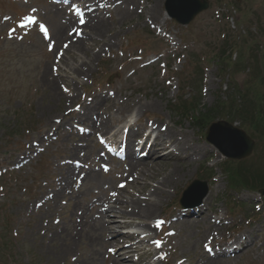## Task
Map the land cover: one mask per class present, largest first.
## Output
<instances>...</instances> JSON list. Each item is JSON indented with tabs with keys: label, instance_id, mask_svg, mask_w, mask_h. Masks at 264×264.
<instances>
[{
	"label": "rangeland",
	"instance_id": "rangeland-1",
	"mask_svg": "<svg viewBox=\"0 0 264 264\" xmlns=\"http://www.w3.org/2000/svg\"><path fill=\"white\" fill-rule=\"evenodd\" d=\"M122 1L124 0H120V2ZM163 1L133 0L132 3H135L136 7H141L142 11L153 14V16L148 15L160 22L164 14ZM227 1L229 0H217V4L224 10H230L232 9L231 7H224ZM247 3L246 6L253 4L255 7L257 5L261 7L263 5L264 8V0H247ZM121 4L122 8H125V4L123 2ZM233 6L238 11L240 9L245 10L242 7ZM119 8L114 9V16L111 19L105 17L107 28L106 31L101 30V36L90 35L92 30L90 24L93 22L90 23L83 28V40L80 39L78 42L70 43L66 49H63L58 61L56 60L58 55L53 59V55L50 54L48 63L45 62L41 43L31 45L27 42L15 43L14 41H4L0 38V166H6L16 161L20 155L23 156L21 159H28L27 156L31 155V153L28 154V143L31 140H37L39 136L47 137L48 132H52L59 119L62 116H67L64 113L67 108H70L68 107L69 100L67 94L63 93L62 88H60L61 83H64V86L71 90L75 89L78 91L76 96L83 93V90L87 95L93 91V89H90V80L104 83V70H108L110 67L109 58H112L113 54H117L118 50H120V45H124L125 41H128V44L134 49L141 46L140 48H144L148 54H156V52L165 48V43L158 40L153 31L146 25L144 15L137 14L136 10H133L130 13V17H125V15L121 17L124 11ZM245 13L243 12V15ZM118 15L121 19H118ZM212 17V12L199 15L191 24V39L200 43L201 46L205 42L209 43L206 38V31L209 30L211 32L213 30V27H211V23H214ZM164 23H168V19ZM64 28L65 30L61 37L65 36V32L68 29ZM172 28H174V34L185 30L184 28L178 30L179 27L175 25ZM61 37H59L58 41H61ZM172 39L174 42L176 41V39ZM202 51L203 48L194 51L198 53H194L193 49L186 51L185 55H187L189 63L186 65L188 67L182 73V77L178 76L180 77L178 89L174 88L173 83L172 85H165L164 79L158 78L157 73L162 65V62L158 60L157 65L156 63L151 64L146 67V70L137 72L136 78L142 79L146 83H141L142 80H140L137 84L138 87L134 91L127 92L126 95L123 94L121 100L124 101V106L133 107L135 110L138 105H143L144 109L142 111L144 114H150L143 118V121L151 118L155 124L163 123L171 133H176L174 136L176 140L181 141L186 138L189 144H196L199 147L204 146V141H202L204 135L203 126H207L215 120L224 119L231 123H238L239 127L247 131L252 139L255 140L254 151L245 160L227 161L225 169L227 168L233 172L234 178L238 176L236 181L238 184L242 183L245 188L238 184L233 186L229 183L237 188L229 190L231 188L228 184L229 180L227 181L226 174L222 173L225 160H222L216 152H213L212 157L206 156L203 159L193 160V162L189 163L169 161L167 163L158 162L159 165L148 164L146 167L141 166L138 168L141 171L137 173L138 178L135 179L134 182L136 184L134 186L147 185L146 195L152 190L151 185L160 187L163 184L165 186L161 187L164 188V194L157 198L158 201L157 203L155 202L156 205L154 203L152 213H147L144 217L153 219L165 214L171 206H174L172 202L175 197H178V193L183 190L184 186L195 178H199L207 182L210 193H212L211 206H215L216 209L219 207L224 208L225 219H228L229 215H231L232 220H235L234 223L224 221L225 224L221 223L222 225L218 227H212L211 234L214 235L219 231L225 233V230H228L229 227L233 228L234 225L242 226L243 231L254 230L255 233L258 232L256 228H260L264 234V202L260 205L261 200L254 199L258 198L255 195L256 192L247 190L249 187H264V127L255 125L251 117L246 116V120L240 118L236 112L234 113L233 108H230L231 100H227L225 96V90L227 89L225 84H223L224 80H220L222 76H220L219 66L212 61L211 56L213 54L207 55L211 50L206 54L203 52L201 55L200 60L203 63L204 70L199 66H193L194 63H198V57ZM149 57L154 58L152 55ZM81 58L85 59V63L79 65ZM167 60L172 62L173 58L167 57ZM72 64L73 66H78V71L71 69ZM176 64L181 69L179 62ZM53 65H55L54 69H58V72L61 73L60 76H63L65 80H59ZM44 70L46 72L45 80L49 84L42 81V74H44L42 71ZM114 71L117 72L115 69ZM202 72H204L206 79L202 76ZM235 75L237 86L241 88L244 85L243 81L246 74L244 73L243 75L242 72H239ZM202 77L205 80L203 91H201V86L203 85ZM169 81L174 82L172 78ZM51 83H54V88L49 87ZM178 96L182 100L180 104L184 103L181 106L174 103ZM76 100H81L80 96L76 97ZM198 119L201 120L200 125H194V122H197L196 120ZM158 127L160 128V126ZM165 131V134H167V130ZM66 140L64 136L59 138L60 142L52 143L49 149L39 158L40 160L33 159L30 166H23L18 171H10L1 180L0 183L4 186L2 192L5 195L0 197V206L6 211L3 212V216H0V264L102 263L101 260L91 262L92 258L89 259L90 255L95 256L94 253H97L100 247H92L88 240L83 237L75 241L71 240L72 238L69 236L63 235L66 237L64 238L61 234L54 235L51 231L53 222L56 220L55 215L44 218L46 213L43 210L47 203L44 202L43 204V201L49 191L47 185H43L45 181L41 180V178L43 176L50 178L52 173H57L58 168L53 163H58V160L59 162L62 161L63 157L57 153L65 154ZM189 144L188 146H190ZM25 145L26 147L24 148ZM220 162L224 164L219 167ZM46 164L50 166L45 167ZM43 168L47 172L50 170V172L43 174L40 172L31 173L30 170L39 171L43 170ZM175 169L178 171H174ZM15 172L21 173L16 175ZM211 176H214V184L208 181ZM35 184L40 186L33 187ZM38 189L43 192H39ZM238 192L241 193L242 199H238L239 197L236 195ZM252 192H254V195H252ZM24 193L26 198L21 201ZM17 196L20 198V201L17 202V208H12L8 211L9 205L12 204V199L17 200ZM227 197L234 202H232L233 208L231 210L229 205L225 203ZM122 199L128 201L126 194L125 198ZM244 200H247V202ZM252 200L256 203L254 207L248 204ZM57 205H59L58 202ZM40 206L42 207L41 209ZM257 206L259 211L255 209ZM115 210L117 212L115 220L118 225L114 228L116 231L123 229L121 216L124 217L123 219L129 220V225L127 226L135 225V223L131 222L143 221L142 218L144 217L139 215V212L136 213L138 215L128 216V213H123L121 208ZM246 211L248 212V217L245 214ZM61 213L64 218L68 215V212L66 214ZM241 213L244 215L243 217L240 215ZM5 214L9 216V219L5 218ZM248 218L250 219L247 223L245 220ZM48 224L49 226L47 227ZM6 227L12 238L8 235L5 236L3 230ZM59 227H62L61 224ZM124 228H127L126 225ZM205 231H200L199 235H197L199 237L195 236L199 242L205 239L204 237L207 235ZM105 236L106 234H103V237ZM179 241L184 246L188 240L182 235L177 238L176 243ZM190 242L195 243L193 240ZM196 245L197 247L199 246V244ZM3 247L6 250L2 249ZM197 247L194 249L192 246L190 247L192 252L189 255L194 256V258H198ZM3 253H9V257L2 258ZM13 254L19 257L22 262L13 257ZM233 261L234 263L230 262L229 264H264V243L261 245L260 242L257 243L255 241L249 251L242 254L237 260L233 258ZM108 262L106 260L105 264Z\"/></svg>",
	"mask_w": 264,
	"mask_h": 264
},
{
	"label": "bare ground",
	"instance_id": "bare-ground-1",
	"mask_svg": "<svg viewBox=\"0 0 264 264\" xmlns=\"http://www.w3.org/2000/svg\"><path fill=\"white\" fill-rule=\"evenodd\" d=\"M132 2H133V0H124L123 1V4H125L127 7H129V6H132L133 7L135 4H133ZM120 9L124 11L122 13V15H121V13H119V15H121V17L124 16V15H125V17H130V13L131 12H129V9L121 8V7H120ZM145 13L148 14V12H145ZM149 14H151V13H149ZM119 15H118V17H120ZM151 15L153 16V14H151ZM165 16H166V14H165ZM121 17L118 18V19H121ZM165 20H166V17L163 16L162 21H165ZM91 27H92V30H91V35L92 36H101V32H102L101 30H105L106 31V28H107L106 27L105 20H103L102 18L100 20L94 22L93 25H91ZM59 28H61V26L60 27L59 26L56 27V32H58L60 30ZM77 46H79V44H77ZM80 60L81 61H80L79 65H81L82 63H85V59L84 58H81ZM71 69H74V71L75 70L78 71V66L77 65H74L73 66V64H72L71 65ZM42 72L44 73V74H42V76H43L42 77V81L45 82L46 84H49L45 80V73H46L45 70L42 71ZM49 87L54 88V83H51L49 85ZM146 107H148V106H146ZM143 109H144V106L143 105H138V107H137L136 110L142 111ZM100 126H101V130L102 131H104L106 129V123L104 121L101 122V125ZM167 132L171 133L170 130H168ZM173 135L174 134L171 133V136H173ZM175 143H176V147L178 149H182V148L183 149H189L190 148L189 146H187L188 145V142H187V139L186 138L182 139L181 141H177L176 140ZM74 151H75V148L72 149L71 152H74ZM198 154L199 153L196 152L195 155H198ZM191 157L182 156V157H180V159H182L184 162L189 163V162H192L193 160L196 159V158L191 159ZM172 159H174L176 161L177 158H174V157H172V158L161 157L160 159H158V161H159V163H161V162L167 163V162H169V160H172ZM179 161H181V160H179ZM151 165H159V164H158V162L154 161ZM174 171H178V170L175 169ZM162 186L165 187L163 184L160 185V187L154 186L153 191L149 194V197L153 198V200L150 201L149 203L147 202L148 205H147L146 208H142V206L138 207L139 213L141 215L145 216L147 213H150V214L152 213V209H153L152 207H154V203L155 202L157 203V201H158L157 198L158 197H161L164 194V188H161ZM144 188H145L144 185H142L141 186V189L143 190ZM131 200H132V202L135 205H138V201L137 200H133V199H131ZM204 202H205V200H204ZM156 203H155V205H156ZM209 204H210V200H207L206 205L207 206H210ZM106 217H107V215H106ZM222 217L223 216L220 215V214L217 215V217L215 218V220H213L214 226L218 225V223L222 221ZM71 219H72V217L67 222H64V223L61 222L62 228H61V230H60L59 233L58 232H56V233L61 234L62 236L65 235L66 237L69 236L70 238H72L71 240H75V241H77L80 237L86 238L89 241H94V240L98 239V236L95 237V235L97 233H102L101 232L102 230L106 231L109 226H111L110 229H112L115 226H117V225L114 224L115 221H113V219H111L110 221H107V225L106 226H104L102 224H99L97 227H94V226H93V228L92 227H89L91 230H89L88 232L87 231L85 232V231H82L81 230V229H83V226L82 225H84L85 227H88V225L90 223H95L96 222V218H93V216H92L90 218V223H86L85 221H84V223H82V222L79 223L78 221L76 223V222L72 221ZM207 221H211V219H207V220L204 219V220H202V222H204V223L207 222ZM56 223H58V222H56ZM58 228H59V226H56V228H54L53 231L55 232ZM186 228H188V227H186ZM186 230H187V232H189V230L192 231L193 229L190 227V228H188ZM195 234H197V233H195ZM249 236H251V235L249 234ZM66 237H64V238H66ZM252 243H253V241H251V243L249 244V246H251Z\"/></svg>",
	"mask_w": 264,
	"mask_h": 264
},
{
	"label": "water",
	"instance_id": "water-1",
	"mask_svg": "<svg viewBox=\"0 0 264 264\" xmlns=\"http://www.w3.org/2000/svg\"><path fill=\"white\" fill-rule=\"evenodd\" d=\"M180 1V2H185ZM176 3V2H173ZM180 5V4H179ZM185 6V5H184ZM189 4L185 8H182L178 5L174 7V13L183 14L186 13L187 17L194 15L195 10L191 9ZM175 15L179 17L178 15ZM181 20V19H180ZM206 138L215 143L216 146L225 156H228L233 159L246 157L251 153L254 146V142L248 138L245 133L237 128H233L231 125L226 122H217L210 125L207 129ZM197 182L192 184L185 193L192 192ZM264 194V190H260ZM205 193V186L203 187L202 194Z\"/></svg>",
	"mask_w": 264,
	"mask_h": 264
},
{
	"label": "trees",
	"instance_id": "trees-1",
	"mask_svg": "<svg viewBox=\"0 0 264 264\" xmlns=\"http://www.w3.org/2000/svg\"><path fill=\"white\" fill-rule=\"evenodd\" d=\"M251 77H253V83L255 82V80L257 81V79H260L261 80V82L259 83L260 85H263V87H264V78L262 79V75H259L258 74V71L257 72H255L254 74L253 73H251ZM258 85V84H257ZM260 85H258V87H259V90H257L256 91V94H257V96H260L261 97V93H262V91H264V90H262L261 89V86ZM262 95H263V93H262ZM246 97L245 98H242L241 100H240V102H239V104H238V107H239V109L238 110H240V112H238V115L241 117V116H244L245 114H247L249 111H255V112H257V114H258V109L260 108V105L261 104H255V102H253V101H255V100H251V98H250V96H248V94H246L245 95ZM264 96V95H263ZM227 172H228V176H229V179H230V182L231 183H234V184H238L237 183V179H238V176L237 177H235L234 178V176H233V172H231V171H229V170H227Z\"/></svg>",
	"mask_w": 264,
	"mask_h": 264
},
{
	"label": "snow or ice",
	"instance_id": "snow-or-ice-1",
	"mask_svg": "<svg viewBox=\"0 0 264 264\" xmlns=\"http://www.w3.org/2000/svg\"><path fill=\"white\" fill-rule=\"evenodd\" d=\"M27 2V0H26ZM33 12L36 11V9H32ZM81 23H84V21H81ZM40 28L42 31H44V34H45V39H48V32H47V29L45 28V26L43 24L40 25ZM71 35V33H69ZM65 47H67V45H65ZM49 49H51V45H49ZM105 170H107V168H105ZM120 187H123V185H120ZM113 195H115V193H113ZM164 223L163 220H157L155 222V227H159L160 225H162ZM171 235V233H169ZM157 246H159V243H157ZM207 247V246H206ZM109 251H113V250H109Z\"/></svg>",
	"mask_w": 264,
	"mask_h": 264
}]
</instances>
